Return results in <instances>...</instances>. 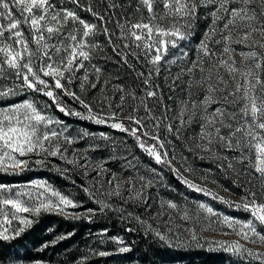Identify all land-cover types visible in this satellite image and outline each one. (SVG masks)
Listing matches in <instances>:
<instances>
[{
	"label": "snow or ice",
	"instance_id": "1",
	"mask_svg": "<svg viewBox=\"0 0 264 264\" xmlns=\"http://www.w3.org/2000/svg\"><path fill=\"white\" fill-rule=\"evenodd\" d=\"M65 3L89 13L95 22L64 7ZM101 3L105 6L103 12L93 7L92 0L87 4L81 0H0V101H14L25 92L51 101L38 107L37 101L25 98L0 106V173L20 174L30 170L31 164L47 166L51 164L49 158H57L71 167L57 164L53 170L65 179H71L72 171L82 176L85 183L79 187L98 206L99 213H117L170 247L185 245L184 237L198 245L203 232L235 235L236 240L210 243L245 264H264V251L259 250L264 249V0ZM198 18L209 23L190 57L181 43L195 35ZM100 34L119 57L117 63L133 71L140 82L139 91L114 83L119 76L107 74L93 63L94 54L104 50L94 39ZM170 49L177 52L170 53ZM136 64L145 70L138 71ZM162 66L169 91L180 90L175 109L165 103L163 89L156 82ZM173 66L179 71L172 73ZM92 90L97 92L88 97L86 94ZM64 97L79 104L83 111L69 106ZM53 105L65 116L125 133L188 189L234 211L248 213V218L224 214L203 201L189 202L185 198L178 203L159 197L158 191V198L153 200L152 189L158 185L168 187L162 184L161 172L150 168L141 174L139 158L127 152L126 141L118 142L105 132L97 136L81 129L77 135H69V126L47 111ZM194 125L198 130L193 129ZM83 138L105 144L90 143L85 149L72 148L69 152ZM174 141L183 151L177 152ZM102 147L110 150L107 158L94 159L88 154ZM118 147L127 154L118 153ZM184 152L215 164L241 189L239 199L207 187L218 182L210 170L198 172ZM116 160L121 161L119 171L107 167ZM80 207L79 201L47 180L0 183V241L19 237L42 212L89 221L97 214L96 208L69 211ZM135 208L143 212L137 214ZM14 221L18 224L12 227ZM99 235L107 236V229ZM65 238L59 236L57 240ZM108 239L118 245L119 253L131 251L122 238ZM46 247L47 243L42 249ZM92 252L100 257L113 254ZM0 264L24 261L0 256ZM33 264L44 262L35 260Z\"/></svg>",
	"mask_w": 264,
	"mask_h": 264
},
{
	"label": "trees",
	"instance_id": "2",
	"mask_svg": "<svg viewBox=\"0 0 264 264\" xmlns=\"http://www.w3.org/2000/svg\"><path fill=\"white\" fill-rule=\"evenodd\" d=\"M81 3L87 4L88 0H81ZM92 4L95 9H98L101 12L104 11L105 6L101 3V0H92ZM64 7L72 8L85 20L95 22L94 18L89 13L76 8L73 4L65 3ZM203 11L204 10L201 9V12ZM208 23L209 20L198 18L194 30L195 35L192 36L190 41L181 43L182 48L189 50L190 57L193 55L195 46L199 42L202 32ZM69 26L71 27V25ZM109 27L114 28V25H109ZM25 32L27 34V29H25ZM94 39L104 46V50H98L94 54L95 59L93 60V63L101 66L105 73L111 74L112 76H119L120 79L118 81L114 80V83H123L128 87H135L137 88V91H139L138 86L140 85V82L136 79L131 69L117 63L119 57L113 54L111 47L107 45L105 36L100 34ZM170 51H174V49H170ZM105 56L109 57V59H105ZM129 59L131 60V58ZM132 62L135 64V61ZM136 69L138 71L145 70L140 64H136ZM165 75L166 72L162 66L161 76L156 82L161 85L165 94V103L169 106L173 103L175 97L172 92L168 90V86L164 81ZM72 88L79 92L76 84H73ZM98 88L99 85L97 86V89ZM96 92L97 90H92L86 95L92 97ZM170 95L173 96V99L171 100L168 99V96ZM25 98L37 101L38 107H43L45 103L51 104V101H49L47 97H43L37 93L25 92L24 94L15 97L14 101H0V106H5L7 103L19 102ZM64 100L72 108L83 111L79 104L74 103L68 97H64ZM47 111L49 114L64 121L65 124L69 126V135H77L80 133L81 129L90 133H96L97 136L99 135L96 125L90 121L79 119L75 116H65L63 113L58 112L54 105L50 109H47ZM102 132L109 134V136L113 137L118 142L126 141L125 147L127 148V152L129 150L133 152H130L132 155L139 158L137 167L141 171V174H144L145 172L143 167H147L146 169L154 167L158 172L163 174L162 184H166L168 187L171 186V188L158 185L156 188L158 194L168 195L175 199L178 192H193L180 183L166 167L157 165L150 157L143 153L136 146L135 141L130 136L108 127L103 128ZM90 143L100 145L105 144V142L101 140L83 138L80 139L78 143H74L69 149V152H71L72 148L85 149ZM177 143L179 144V142ZM117 151L118 153L127 154L122 147H118ZM88 154L92 158L96 157L97 159H103L110 155V150L106 147H102L97 151L89 152ZM187 155L194 163L209 167L224 184L230 187H235L232 183V179L221 173L215 164L195 159L190 153H187ZM49 159L51 160V164L47 166L31 164L29 166L30 170H24L20 174L9 175L0 173V183L29 184L35 180H47L62 193L70 195L74 200L81 203L82 207L69 209V211L84 212L86 209L96 208L97 214L92 216L89 221L83 217L72 219L54 213L42 212L38 218H33L35 223L30 228L26 229V231L19 237L10 241H0V256L6 257L8 260L22 259L24 262L42 260L43 262H48L50 264H80V261L82 260L84 261V264H216L228 260V254L225 251L206 246L202 241H199V244L197 245L195 242H191L190 238L184 237L186 240L185 245L170 247L160 241L155 235L150 233L146 234L144 229L137 223H129L126 220H122L117 213H99L98 206L94 204L79 187L80 184L85 183L83 177L76 171H72L69 173L71 179L63 178L59 173L53 170V166L61 164V161L54 157ZM108 165H110L112 169L119 171L121 161H112ZM61 166L71 167L62 164ZM72 180H75L76 184H73ZM129 207L131 208V206ZM135 211L139 214L143 212V209L135 208ZM24 215L28 216L30 214ZM150 223L153 222L150 221ZM17 224L18 222L14 221L12 227H15ZM154 226L156 225L154 224ZM129 227L136 230L133 232L126 231ZM105 229H107V236H100L99 234ZM59 236H65L67 238L57 240V237ZM113 236L122 238L125 244L131 247V251L129 253H119L117 251L118 245L114 241L108 239V237ZM200 240H203L202 237ZM53 241H55V243H52ZM101 241H103V243ZM45 243L48 244V247L42 249V246ZM173 243L176 242L173 241ZM92 250H95L97 253L99 251H108L113 254L107 257H100L93 254Z\"/></svg>",
	"mask_w": 264,
	"mask_h": 264
},
{
	"label": "rangeland",
	"instance_id": "3",
	"mask_svg": "<svg viewBox=\"0 0 264 264\" xmlns=\"http://www.w3.org/2000/svg\"><path fill=\"white\" fill-rule=\"evenodd\" d=\"M175 52H177L176 49H174V51H170V53H175ZM237 59H239V57H237ZM171 71H172V73H175V72L179 71V69L176 68L175 66H173ZM172 94L175 98H174L173 103H171L169 105V107L175 109L177 100H178L179 95H180V90L177 89L176 92H172ZM172 114L173 113H170L169 115H172ZM96 127L98 129V132L100 133V132H102L103 128H105L106 126L96 125ZM193 129L198 130V126L194 125ZM193 129H189L188 131L191 132ZM185 134H187V133H185ZM150 143H151V141H150ZM174 143L176 145L177 152L183 151V149L181 148V146L177 142H174ZM128 152H131V151L128 150ZM131 153H133V152H131ZM170 155H171V153H170ZM184 155H187V153L184 152ZM94 159H97V158L95 157ZM189 160L192 163L193 167L198 170V172L202 173V172H204V170H210L211 177L215 178V180L218 182V184L209 183V184H207V187L219 191V193L221 195H224L226 197L231 194V198L233 200L239 199V196L242 194V191L240 188H238L236 186L230 187V186L224 184L209 167L196 164L190 158H189ZM107 167L112 169V167H110V165H107ZM177 167H179V165H177ZM143 168L145 170L147 167H143ZM150 168H154V167H150ZM112 170H114V169H112ZM114 171H116V170H114ZM127 174L128 173L126 172L125 175H127ZM93 175H94V173H93ZM197 182L199 183L200 181H197ZM168 188H171V186ZM235 188H237V189H235ZM224 189H228L229 191L225 192ZM156 192H157L156 188L151 190L153 200H156L158 198L157 195L155 194ZM159 197H164L165 199H171V200H174L178 203L184 202L185 198H187V200L189 202H191V201H203V202L209 203L217 211L222 212V213L227 214V215H230V216H233V217L238 218V219H246V218H248V215H249L248 213H245L243 211H234L233 209L228 208L226 205L219 203L215 200H212L210 197L204 196L201 193H196V192L181 193V192H178L175 199L169 197L168 195H164V194H159ZM181 232H182V230H181ZM201 237L203 240H200V241H202L203 244H205L206 246H209L211 248H217V249H219V248L215 245H212L210 243L211 241H232V240L237 239V237L235 235L225 236V235L220 234L219 232H210V231L201 233ZM240 242L244 243V241H242V240ZM248 246L251 247V245H248ZM219 250H222V249H219ZM259 250L264 251V249H259ZM226 253L228 254L227 255L228 260L225 262H218L216 264H245V262L238 260V258L236 256H233L232 254H230L228 252H226ZM24 264H33V262H24ZM44 264H50V263L44 262Z\"/></svg>",
	"mask_w": 264,
	"mask_h": 264
}]
</instances>
